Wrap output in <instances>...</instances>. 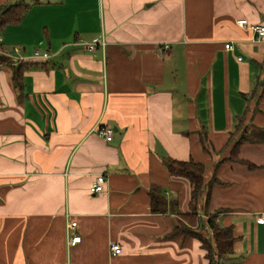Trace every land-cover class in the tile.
<instances>
[{"label": "crops", "instance_id": "crops-1", "mask_svg": "<svg viewBox=\"0 0 264 264\" xmlns=\"http://www.w3.org/2000/svg\"><path fill=\"white\" fill-rule=\"evenodd\" d=\"M27 2L0 32V264H207L198 239L171 235V208L151 211L153 186L190 209L169 158L205 164L197 210L233 227L224 264H264V141L239 148L256 168L230 159L264 130V38L237 23L264 25V0Z\"/></svg>", "mask_w": 264, "mask_h": 264}, {"label": "trees", "instance_id": "trees-1", "mask_svg": "<svg viewBox=\"0 0 264 264\" xmlns=\"http://www.w3.org/2000/svg\"><path fill=\"white\" fill-rule=\"evenodd\" d=\"M30 3L26 0H21L12 3H0V32L10 24L20 22L28 9ZM10 62V58L0 54V64ZM24 72L23 63H19L13 68V81L15 86L20 90L22 88V77ZM245 141L261 142L264 141V130H254L252 134L242 133L239 139L236 140L230 159L233 161L245 163L250 169L257 166L247 160L239 158V148ZM203 145L206 148V143L203 140ZM220 161L215 164L219 165ZM169 173L173 176L184 177L191 184V201L188 212L182 213L177 209V201L171 200L168 202L165 198L164 191L156 186L151 187L149 191L151 199V211L154 213L166 212L168 208L179 216L178 223L174 226L171 235L182 234L185 237L191 236L198 239L201 247L205 250L207 264H224L226 260L233 256V243L235 237L233 235L232 226H223L216 220V215H209L207 218L199 216L197 210V200L206 189L205 172L206 166L202 162L196 161L193 158L188 160H178L169 158L166 161ZM218 182L214 177L212 183ZM220 212V211H218ZM203 231H206L204 233Z\"/></svg>", "mask_w": 264, "mask_h": 264}, {"label": "built area", "instance_id": "built-area-1", "mask_svg": "<svg viewBox=\"0 0 264 264\" xmlns=\"http://www.w3.org/2000/svg\"><path fill=\"white\" fill-rule=\"evenodd\" d=\"M237 23L242 27H250L252 30H254L257 33V39L264 38V25H249L246 19H240L237 21ZM2 40L0 36V41ZM90 48H94V45H89ZM168 45H166L165 48H167ZM225 48L227 50L233 49V46L231 43H226ZM16 51H20V48L17 47L15 49ZM35 58H43L48 59L50 57L49 52H41L40 50H36L34 52ZM241 59V57H239ZM95 133L105 139L106 141H111L113 139L114 130L113 128L106 127V126H99L95 129ZM107 179L104 174H99L95 177L92 186H91V192L92 193H99L103 191L105 183ZM261 219H264V217H261ZM81 239L80 236H74L70 238L69 244L73 245L79 242ZM110 251L113 255H118L122 252V247L118 242H111L110 243Z\"/></svg>", "mask_w": 264, "mask_h": 264}, {"label": "rangeland", "instance_id": "rangeland-1", "mask_svg": "<svg viewBox=\"0 0 264 264\" xmlns=\"http://www.w3.org/2000/svg\"><path fill=\"white\" fill-rule=\"evenodd\" d=\"M16 1H21V0H16ZM26 1H28V0H26ZM206 147L209 148V149L211 150V147H210V146H207V145H206ZM211 152H212V151H211ZM213 156H216L215 153L213 154Z\"/></svg>", "mask_w": 264, "mask_h": 264}]
</instances>
